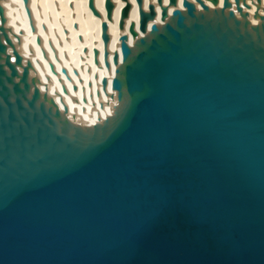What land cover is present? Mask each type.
Masks as SVG:
<instances>
[{
  "label": "water",
  "instance_id": "water-1",
  "mask_svg": "<svg viewBox=\"0 0 264 264\" xmlns=\"http://www.w3.org/2000/svg\"><path fill=\"white\" fill-rule=\"evenodd\" d=\"M136 1L113 113L89 125L41 89L0 0V264H264L262 0H157L160 23Z\"/></svg>",
  "mask_w": 264,
  "mask_h": 264
},
{
  "label": "bare ground",
  "instance_id": "bare-ground-1",
  "mask_svg": "<svg viewBox=\"0 0 264 264\" xmlns=\"http://www.w3.org/2000/svg\"><path fill=\"white\" fill-rule=\"evenodd\" d=\"M40 1L29 0L26 6L23 0H2V4L6 10L8 26L21 39L23 56L32 61L42 79L41 89L53 95L60 107H66L77 122L93 125L106 119L113 113L116 102L112 98L114 92L110 85L116 69L114 53L121 55L122 35L128 34L130 43L133 42L128 29L132 23L136 24L137 29L139 27L137 1L112 0L114 8L111 20H108L106 0H94L99 16L94 15L90 9L89 0H65L62 6V13L66 15L64 26L58 28L57 32L48 24L45 15L47 7ZM220 1L222 4L223 0ZM56 2L59 3L58 0ZM168 2L169 0H164V5H168ZM151 4L156 7L158 14L156 23H160L161 9L157 0H144V9L147 11ZM247 4L250 6L247 11L254 15L257 11V0H247ZM65 5L72 7L65 11ZM127 5L131 6L130 13L125 20V29L120 30L122 12ZM178 7L182 8V0H178ZM173 10L174 8H169V14ZM259 13L264 15L262 9ZM103 23L108 24L110 35L109 67L106 66L104 58ZM96 51L99 52L98 63L95 58ZM104 79L108 80L105 89Z\"/></svg>",
  "mask_w": 264,
  "mask_h": 264
},
{
  "label": "rangeland",
  "instance_id": "rangeland-1",
  "mask_svg": "<svg viewBox=\"0 0 264 264\" xmlns=\"http://www.w3.org/2000/svg\"><path fill=\"white\" fill-rule=\"evenodd\" d=\"M58 1H59V3L56 2V0H41L40 1L44 5V7L45 6L47 7L46 14H45L46 15V20L48 21V24H50V26L52 27V29L54 31H56V32H57V29L58 28H63V26H64V20H65V16H66L65 13H62V8H64L62 6L65 3V2L63 3V1H65V0H58ZM72 1H74V0H72ZM71 7H72V5H69V6L68 5H65V11L66 10H69ZM79 15L80 16L81 15L84 16V14H79ZM53 19H54V21H53ZM52 21H53V23H51ZM63 43H67V42H63Z\"/></svg>",
  "mask_w": 264,
  "mask_h": 264
}]
</instances>
